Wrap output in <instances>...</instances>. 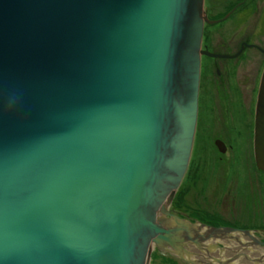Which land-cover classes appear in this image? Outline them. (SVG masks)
<instances>
[{
	"label": "water",
	"instance_id": "obj_1",
	"mask_svg": "<svg viewBox=\"0 0 264 264\" xmlns=\"http://www.w3.org/2000/svg\"><path fill=\"white\" fill-rule=\"evenodd\" d=\"M203 2L0 0V264H150L155 249L242 264L209 248L250 231L169 208L192 153Z\"/></svg>",
	"mask_w": 264,
	"mask_h": 264
},
{
	"label": "flooded vegetation",
	"instance_id": "obj_2",
	"mask_svg": "<svg viewBox=\"0 0 264 264\" xmlns=\"http://www.w3.org/2000/svg\"><path fill=\"white\" fill-rule=\"evenodd\" d=\"M203 4L194 141L169 208L191 223L250 231L255 239L234 233L237 239L251 241L253 252H242L264 258V170L258 167L254 148L264 72V0H204ZM176 196L182 211L176 209ZM225 237L231 250L239 247L235 238ZM151 254L150 264H190L156 249Z\"/></svg>",
	"mask_w": 264,
	"mask_h": 264
},
{
	"label": "bare ground",
	"instance_id": "obj_3",
	"mask_svg": "<svg viewBox=\"0 0 264 264\" xmlns=\"http://www.w3.org/2000/svg\"><path fill=\"white\" fill-rule=\"evenodd\" d=\"M198 101V100H197ZM197 115V114H196ZM195 128V127H194ZM194 141V140H193ZM250 234H251V237L253 238V239H255L253 236H252V233L251 232H249ZM242 242H243V244L242 245H239V247L241 248H239V247H237L236 249H233V250H231L232 248H230V247H220V248H213L212 249V247L211 248H209V252H210V255L212 256V258H215V259H219L220 260V258L221 257H224V256H230V254H231V256L232 255H236V256H238V255H241L240 257L241 258H239L238 260L240 261V262H242V264H253V259L255 258H253V257H251L250 256V258H252V260L251 261H253V262H251V261H248L247 259H244L245 258V253L246 252H248V249L252 246L249 242H251L250 240L249 241H246L245 239H243L242 240ZM242 250H245L246 252H242ZM247 254V253H246ZM170 256H172V255H170ZM209 255H205V257L203 256L202 258H201V260H200V258L199 257H196L197 259H199L201 262H199L198 264H204L206 261H207V257H208ZM258 257H260L261 258V256H258ZM258 257H256V258H258ZM238 258V257H237ZM263 258V257H262ZM264 259V258H263ZM180 260V259H179ZM191 260H193V262H195L194 261V258H192ZM182 262H184V263H186L184 260H181ZM203 261V262H202ZM196 263V262H195ZM191 264V263H190ZM208 264H214V263H208ZM218 264V263H217ZM259 264H264V263H259Z\"/></svg>",
	"mask_w": 264,
	"mask_h": 264
},
{
	"label": "rangeland",
	"instance_id": "obj_4",
	"mask_svg": "<svg viewBox=\"0 0 264 264\" xmlns=\"http://www.w3.org/2000/svg\"><path fill=\"white\" fill-rule=\"evenodd\" d=\"M177 196H176V199H175V201L174 202H177ZM176 209L179 211V210H181L182 211V208L180 209L179 207H178V202H177V204H176ZM166 259H167V257H166ZM165 259V260H166ZM172 263H174L175 264V262H173V261H171ZM154 263V262H153Z\"/></svg>",
	"mask_w": 264,
	"mask_h": 264
}]
</instances>
